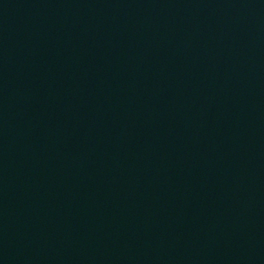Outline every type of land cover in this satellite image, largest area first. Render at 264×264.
I'll return each mask as SVG.
<instances>
[{
  "label": "water",
  "instance_id": "obj_1",
  "mask_svg": "<svg viewBox=\"0 0 264 264\" xmlns=\"http://www.w3.org/2000/svg\"><path fill=\"white\" fill-rule=\"evenodd\" d=\"M0 264H264V0H0Z\"/></svg>",
  "mask_w": 264,
  "mask_h": 264
}]
</instances>
